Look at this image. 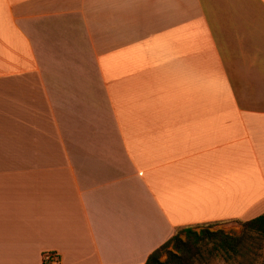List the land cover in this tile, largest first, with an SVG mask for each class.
Here are the masks:
<instances>
[{
	"label": "crops",
	"instance_id": "obj_1",
	"mask_svg": "<svg viewBox=\"0 0 264 264\" xmlns=\"http://www.w3.org/2000/svg\"><path fill=\"white\" fill-rule=\"evenodd\" d=\"M261 214L264 0H0V264Z\"/></svg>",
	"mask_w": 264,
	"mask_h": 264
},
{
	"label": "trees",
	"instance_id": "obj_2",
	"mask_svg": "<svg viewBox=\"0 0 264 264\" xmlns=\"http://www.w3.org/2000/svg\"><path fill=\"white\" fill-rule=\"evenodd\" d=\"M240 234L211 230L214 224L179 229L152 251L144 264H264V214L238 221Z\"/></svg>",
	"mask_w": 264,
	"mask_h": 264
},
{
	"label": "rangeland",
	"instance_id": "obj_3",
	"mask_svg": "<svg viewBox=\"0 0 264 264\" xmlns=\"http://www.w3.org/2000/svg\"><path fill=\"white\" fill-rule=\"evenodd\" d=\"M215 229H222L225 232L238 235L241 232V225L239 222L236 221V222L230 223V225L222 226L221 228L215 227L214 229H211V230H215ZM210 264H230V263L224 262L223 260H220V259H216V260H213Z\"/></svg>",
	"mask_w": 264,
	"mask_h": 264
},
{
	"label": "built area",
	"instance_id": "obj_4",
	"mask_svg": "<svg viewBox=\"0 0 264 264\" xmlns=\"http://www.w3.org/2000/svg\"><path fill=\"white\" fill-rule=\"evenodd\" d=\"M45 259L51 261L52 264H60V258L57 254L46 255Z\"/></svg>",
	"mask_w": 264,
	"mask_h": 264
}]
</instances>
